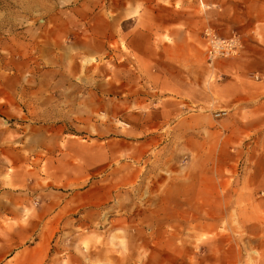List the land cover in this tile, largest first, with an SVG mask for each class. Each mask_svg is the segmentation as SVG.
Listing matches in <instances>:
<instances>
[{
    "label": "rangeland",
    "instance_id": "rangeland-1",
    "mask_svg": "<svg viewBox=\"0 0 264 264\" xmlns=\"http://www.w3.org/2000/svg\"><path fill=\"white\" fill-rule=\"evenodd\" d=\"M194 2L0 0L1 179L21 170L36 175L39 159L23 161L18 155L45 154L53 135L94 138L118 154L127 148L128 159L122 156L113 165L123 169L128 164L129 183L95 212H82L79 221L61 228L49 264H264V129L248 135L250 144L237 143L242 130L231 128L229 114L182 107L185 98L137 79L135 65L125 63L134 56L125 39L129 44L134 39L137 23L148 28L153 22L196 19L187 17ZM152 9L158 11L154 17L147 13ZM206 27L213 30L205 25L186 42L183 34L172 35L170 42L162 36L161 44L170 48L153 50L146 38L141 44L158 59L184 56L190 42V55L202 58L210 70L217 60L235 57L208 63L202 38ZM232 34L243 44L239 33L225 37ZM154 70L183 73L165 61H158ZM103 74L110 76L105 82L111 84V97H91L96 112L81 107L64 132L55 121L41 118L46 104L71 99L54 95L57 90L72 87L86 95L88 79L100 80ZM125 79L128 95L121 102ZM79 99L81 105L90 100L84 95ZM136 171L139 176L131 182ZM20 189L8 182L0 185V205L6 207L1 214L22 213V208H10L22 201ZM31 205L24 215L38 207Z\"/></svg>",
    "mask_w": 264,
    "mask_h": 264
},
{
    "label": "crops",
    "instance_id": "crops-1",
    "mask_svg": "<svg viewBox=\"0 0 264 264\" xmlns=\"http://www.w3.org/2000/svg\"><path fill=\"white\" fill-rule=\"evenodd\" d=\"M194 1L187 17L196 19L185 18L168 22L167 25L153 22L148 28L137 23L134 39L130 44L128 38L125 39L127 48L134 53L133 58L126 59L125 63L135 65L137 79L150 80L158 91L171 97L185 98L184 104H180L182 107L194 105L218 114L221 111L225 115L229 114L232 117L231 128L235 131L242 130L237 133V140L234 141L250 144L251 140L247 142L248 135L254 130H259L260 133L264 129V0ZM147 13L154 17L158 11L152 9ZM205 25L211 26L217 34L224 37L239 33L244 39L240 54L235 58L217 60L209 70L202 58L190 55L189 51L194 50L190 42L185 44L184 56L166 55L158 56V59L154 53L147 55L145 46L141 44V40L146 38L153 50L170 48L169 44H161L162 36H168L169 42L171 36L177 34H183L185 42L194 40ZM176 26H180L181 30L177 31L174 28ZM145 43L148 48V42ZM158 61H165L183 73L165 75L159 71L155 72L154 65L158 64ZM144 70H148V73ZM161 76L166 78L165 82L160 81ZM108 77L110 76L106 74H103V80L94 77L91 79L93 84L88 79L90 88L87 89L86 95L72 87L67 91L57 90L54 95L71 99H56L46 104L45 108L40 110L41 118L55 121V127L62 128L61 131L64 132L65 123H71L81 107H86L88 112H96L95 109L91 110L95 105L91 97L99 101L111 97V90L108 88L111 84L105 82ZM120 79L122 87V75ZM125 83V94L121 89L120 99L123 95H128L127 79ZM140 83L137 82L136 85ZM81 95L90 98L84 101L83 106L79 99ZM140 103L136 101L137 105ZM124 107L127 110L128 104H124ZM87 127L89 128V124ZM77 138L78 136L66 138L63 135H53L50 144L52 147L46 148L45 154L38 156L36 153H30L31 156L26 157L19 153V160L22 157L23 161H29L30 157L39 159L40 170L36 169L37 174L34 176L21 170L11 173L9 178L1 179L5 170L4 166H0V185L8 182L11 186L22 188L19 192L23 195L21 202L10 205V208L14 209L22 208L18 209L22 211L21 215H3L1 213L6 207L0 205V220L3 224L0 225V264H49L53 240L61 228L72 220L79 221L82 212H95L97 207L109 201L119 186L129 183L128 164L123 163V169L113 165L115 160L121 162L122 156L128 159L127 148L118 154L104 143H97L94 138ZM8 159L10 160V157ZM138 176L137 171L133 172L131 182ZM33 202L38 207L32 209L29 216L24 215L23 210L32 208ZM4 216L14 221L5 222Z\"/></svg>",
    "mask_w": 264,
    "mask_h": 264
},
{
    "label": "built area",
    "instance_id": "built-area-1",
    "mask_svg": "<svg viewBox=\"0 0 264 264\" xmlns=\"http://www.w3.org/2000/svg\"><path fill=\"white\" fill-rule=\"evenodd\" d=\"M206 60L212 64L217 58L236 57L242 49L239 36L232 34L230 37H220L211 28L202 30Z\"/></svg>",
    "mask_w": 264,
    "mask_h": 264
}]
</instances>
